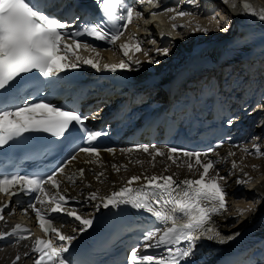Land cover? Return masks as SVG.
<instances>
[{"label":"snow or ice","instance_id":"obj_1","mask_svg":"<svg viewBox=\"0 0 264 264\" xmlns=\"http://www.w3.org/2000/svg\"><path fill=\"white\" fill-rule=\"evenodd\" d=\"M222 2L235 15H248L264 22V9L257 12L249 0ZM95 3L99 15L86 13L83 18L73 17L81 22L75 30L69 31L73 24L48 11L50 5L45 0H0V148L24 137L26 133H46L57 139H71L73 143L79 140L80 144H87L86 147L78 144L75 154L70 155L66 163L45 175L0 173V195L7 196L9 202L20 195L28 197L24 214L31 209L42 233V237H37L30 248V252L35 254L33 264H71L65 253L69 252L77 236L64 234L55 226L57 223L64 226L68 223L67 218H72L73 222H78L73 229L77 234L87 232L94 225V218L90 214H82L79 208L73 206V202L81 204V201L75 196H69L68 189L62 187L60 177L65 176L67 165L77 160L80 153H84L88 157L84 163L102 166L101 152L114 154L117 151L112 147L101 149L95 146L94 142L107 133L89 129L85 123L88 116L82 115L75 108H62L44 99L35 102L33 97L49 88H55L62 72L78 69L82 65L90 66L97 72L103 70L113 73L117 70L138 71L141 65L140 60H133L129 55L130 52L134 55L142 51V43L134 35L119 45V51L127 59H121L119 63L103 64L102 67L96 47L79 39L91 37L96 41L115 45L134 20L149 22L135 3L129 0H95ZM136 3L158 7L156 0H136ZM169 13L173 14L170 21L191 15L187 11L171 7L161 13L152 12L151 15ZM217 23L218 31H227L228 22L222 27ZM178 27L186 25L172 23L171 31L176 32ZM194 31L207 35L209 29L197 24ZM69 39L71 43L67 42ZM147 42L156 44L155 39ZM81 48L97 53V56L82 58L77 54ZM155 51L157 56L166 57L170 54L168 46L157 47ZM143 55L147 57L148 52L143 51ZM148 63L159 64L160 60L150 58ZM133 64L136 65L135 68L132 67ZM233 123V119H228L229 126ZM233 147H238L245 155L264 157V150L257 144L253 145L252 153L244 145ZM119 151L122 154H147L151 158L149 164L152 167H155L156 158L162 157L177 167H186L193 177L198 176L177 181L175 174H164L169 170V165H165L164 172L159 175L142 173L131 176L124 186L112 191L110 195L101 196L98 191L89 193L84 203L98 201L95 204L96 211L101 207L121 209V206H127L149 214L154 218L155 224L159 225L143 230L139 243L131 248L127 256V264H182V261L195 256L199 242L210 241L224 245L240 234H223L214 219L227 211V182L228 176L233 174L229 171L228 176L221 175L217 168L220 161L211 158L216 155L214 149L198 151L177 146L161 148L156 144H142L121 148ZM235 156L234 151L227 153V158ZM135 163L142 165L143 161L136 160ZM111 167L117 172L121 168L126 170L125 165L112 164ZM238 168L239 162L232 159L231 169ZM240 171L243 179H236V184L249 183L248 174L242 168ZM78 173L82 183L85 169L80 168ZM103 175V172L97 173L96 179L99 180ZM67 180L72 185L77 183L75 175L67 176ZM8 207L9 203L0 205V221H5L4 210ZM243 214V211L238 210V215ZM26 232H29L27 228L16 224L11 231H0V240L12 236L29 239V236L22 235ZM54 240L60 243L57 244ZM149 249L163 251L149 253ZM25 255L28 256L29 253L26 252ZM20 259L17 255L12 264H17Z\"/></svg>","mask_w":264,"mask_h":264},{"label":"bare ground","instance_id":"obj_2","mask_svg":"<svg viewBox=\"0 0 264 264\" xmlns=\"http://www.w3.org/2000/svg\"><path fill=\"white\" fill-rule=\"evenodd\" d=\"M251 2V5L253 9H255L257 12L264 9V0H249ZM195 3L201 10V15H197L195 11L192 10L191 5L192 2L188 1H182L178 6H174L172 8H178L179 10H184L189 13H191L190 16L186 17H178L175 21H172V23L178 24L182 23L184 25H197L199 24L202 27H206L207 25L211 23L214 19L210 16L204 17V15L208 13H212L213 11H218L214 8V5H218L221 12H224L226 15L221 19L222 22H230V25L232 26L233 30L235 31L233 36L231 37L232 41L231 43H225V46L228 48L224 51V53L230 49H237L239 45V41L241 43V47L245 48L244 51H241L239 53L242 54V56H246L247 52H254L255 50L262 49L264 51V22L259 21L255 17H251L248 15H235L233 14L228 6L224 5L222 0H218L217 2H211L208 3V0H195ZM232 17V20L230 19V16ZM173 15L172 13H169L167 15H164L168 20L170 19V16ZM209 31L212 30L214 32V28L209 26ZM184 31L186 29H183ZM242 31V33H241ZM215 33V32H214ZM237 37V39H236ZM193 43H189V47H191ZM247 51V52H246ZM178 54V53H177ZM111 160V158H109ZM240 164V168L236 170L229 169V171L233 172L232 176H228V180L230 181V186H232L236 179L240 178L243 179V174L240 171V169H243V172L248 174V177H250V182L247 183L250 185H241L240 187V193L247 192V195L245 197V202L243 203V206L252 205L256 202L257 206L262 208L264 207V160L263 159H253V158H240L237 160ZM226 167L231 166V161H225ZM135 168H132L134 170ZM103 172L104 175L100 177V182H94L91 177H88V181L91 183L93 187H97V189H103L105 186L109 185L111 182H116L123 178L124 173L123 172H117L114 171L113 168L108 167H96L94 168V173L92 176H96V173ZM101 180H104V182H101ZM248 187L247 190H244V187ZM237 225L236 222H233L232 227ZM7 256L6 262H2L1 259H4V257ZM14 253L12 252H4L3 254H0V264H4L10 261V259L14 258ZM17 264H20L18 262Z\"/></svg>","mask_w":264,"mask_h":264},{"label":"rangeland","instance_id":"obj_3","mask_svg":"<svg viewBox=\"0 0 264 264\" xmlns=\"http://www.w3.org/2000/svg\"><path fill=\"white\" fill-rule=\"evenodd\" d=\"M215 12H217V11H215ZM220 15H217V17L213 20V21H211V23L209 24V26L210 27H213L214 28V32H218V30H217V28H218V23L217 22H219V26H223L224 24H225V22H222V18L226 15L224 12H221L220 11V13H219ZM229 16H230V19L232 20V17H231V15L229 14ZM215 17V16H214ZM213 18V17H212ZM208 26V25H207ZM220 31H222V32H232V31H234L233 30V28H232V26L230 25V22H229V27H228V29H227V31H223V30H220ZM210 32H212V30L210 31ZM233 34H234V32L233 33H230V35L228 36L229 38H231L232 36H233Z\"/></svg>","mask_w":264,"mask_h":264}]
</instances>
